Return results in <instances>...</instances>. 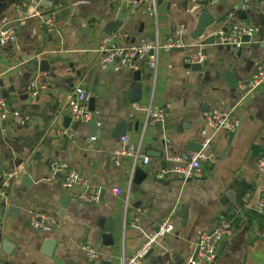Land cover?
Returning <instances> with one entry per match:
<instances>
[{
  "label": "crops",
  "instance_id": "obj_1",
  "mask_svg": "<svg viewBox=\"0 0 264 264\" xmlns=\"http://www.w3.org/2000/svg\"><path fill=\"white\" fill-rule=\"evenodd\" d=\"M31 1L0 0V27L18 21L17 43L0 46V93L8 94L4 101L18 113L0 120V190L5 192L0 203V264H120L165 220L173 231L156 239L140 264H185L200 235L216 227L230 233L212 264H264V213L253 211L264 182L258 166L264 162V87L243 100L237 91L264 61V25L250 13V42L221 46L216 41L219 30L241 25L235 12L250 9L251 0H156V19L150 15L151 0H141L131 15L125 0ZM204 9L215 23L196 37L197 16ZM120 11L125 15L119 30L102 37V28ZM52 13L57 32L49 34L42 20ZM152 35L161 42L171 36L179 40L160 49L155 76L144 55L134 58L132 66L117 61L107 69L101 64L98 50L107 40L116 47H131L151 41ZM211 37L213 43L203 44ZM178 46L183 51L174 49ZM198 53L204 54V65L198 71L186 68L185 59ZM40 61L47 63V71L38 70ZM137 71L140 80L135 82ZM135 85H140L137 100ZM76 86L88 95L93 135L91 120L70 119L63 127ZM148 106L164 110L166 124L144 128ZM212 110L231 111L241 123L230 145L229 133L219 132L212 139L215 155L201 162L198 176L157 179L159 171L170 167L168 156L187 152L188 145L210 135L203 119ZM120 124L128 144L139 146L149 158V165L138 166L145 175L138 185L131 179L130 158L114 156L125 147L121 138L112 137ZM58 127L73 138L57 136ZM53 159L76 170L89 188L104 190L102 201L87 205L74 198L82 188L63 190L61 175L51 170ZM6 172L16 176L6 181ZM24 174L27 181H22ZM114 188L121 195H115ZM29 209L49 215L50 233L28 226ZM106 224L113 231H107ZM98 232L110 234L112 245L108 239L106 244L98 240ZM85 245L95 250L94 261L87 260Z\"/></svg>",
  "mask_w": 264,
  "mask_h": 264
},
{
  "label": "built area",
  "instance_id": "obj_2",
  "mask_svg": "<svg viewBox=\"0 0 264 264\" xmlns=\"http://www.w3.org/2000/svg\"><path fill=\"white\" fill-rule=\"evenodd\" d=\"M219 0H201L203 3H216ZM141 0H125L126 10L131 15L133 10L140 4ZM33 4H37L35 1H31ZM247 6L243 5L242 9ZM150 15L156 19V0H151L149 3ZM42 25L45 27L46 32L54 34L57 32L56 28V16L52 13L43 17ZM254 30L249 26H233L228 30H219L216 34V41L221 46H234L240 42V37L243 35L252 36ZM17 32L14 27L3 29L0 27V46H14L17 43ZM169 44H162L158 37H155L151 41L144 42L139 45L131 47H116L110 40L100 46L98 52L100 55V61L103 65H108L111 62H124L129 66H132V61L139 55H144L147 59V68L152 72V75H156L158 56L160 49L168 47ZM171 46V45H169ZM205 60V56L202 53L191 55L185 59L186 64L198 63L201 64ZM264 87V61L261 62L255 69L252 76L237 86L238 95L241 100L249 95H252ZM88 95L81 86L74 87L66 104V110L68 117L71 120L77 122L86 123L92 119V114L88 109ZM144 128L155 127L164 125L168 121V116L162 109H153L148 106L144 110ZM17 117V112L9 110L7 103L4 101L0 93V120L4 121L8 116ZM204 125L209 129L210 135L202 140L200 143V151L196 153L184 152L179 155L168 156L167 161L170 162V167L162 169L157 173V179H164L168 176H177L183 181L190 180L200 174L201 162L210 160L214 157V151L212 149V139L214 135L219 132L230 133L235 131L237 127V120L233 116L231 111L225 110H212L204 114ZM55 134L59 137H66L72 139L71 132L67 129L56 128ZM123 149L114 153L115 157L126 156L131 160V179L134 169L139 165H149V158L140 152L139 146H132L128 144L126 138H121ZM166 161V160H165ZM118 165V161L115 160ZM51 170L54 174L61 175V188L63 190H71L74 187H80L82 190L75 194L76 201L81 203H94L98 201L99 190L97 188H89L86 181L77 173L76 170L69 167L66 162L59 159H53L50 162ZM261 174L264 178V162L258 163ZM16 176L14 172H6L4 178L6 181L12 180ZM130 179V184H131ZM115 195H121L119 188L113 189ZM5 192L0 190V203L3 201ZM128 196L125 198V207L127 206ZM3 203V202H2ZM253 211L260 214L264 213V182H262L258 188V197L254 204ZM1 212V207H0ZM26 219L28 226L39 233H50L52 231V222L49 215L38 210L29 209L26 212ZM173 231L172 224L165 220L162 221L157 232L146 240L134 251L129 257H123L120 264H140L143 257L151 249L155 240L158 238H164L167 234ZM230 233L227 228L216 227L210 231L203 232L196 244L198 252L195 257H190L185 264H212L216 258L217 248L224 238ZM86 258L89 262L94 261L96 258L95 250L85 245L82 247Z\"/></svg>",
  "mask_w": 264,
  "mask_h": 264
},
{
  "label": "water",
  "instance_id": "obj_3",
  "mask_svg": "<svg viewBox=\"0 0 264 264\" xmlns=\"http://www.w3.org/2000/svg\"><path fill=\"white\" fill-rule=\"evenodd\" d=\"M203 4H206V3H203ZM250 13H253L255 15L254 16L255 20L259 22L260 26H263L264 25V0H251L250 9H248L246 11L237 10L235 12V15H237L242 20L241 25L248 27L249 26V22H248V20H246V16H247V14H250ZM124 15H125V12H123V11H120L119 13H117V16L115 17V20L112 21V22L107 23L102 28V30H101L102 31L101 32L102 37L106 38L108 36H113L119 30V28H120V26L122 24V21L124 19ZM214 23H215V19L209 14L208 10L207 9L202 10L197 16V24H196V28H195V31H194L196 37H200L205 31L209 30ZM16 26H18V21L14 20V21L9 22L5 26H3V29L9 28V27H16ZM257 34H258V36H261V34L259 32ZM171 37L163 39L162 42L163 43L164 42L168 43L171 46H173L175 44L178 45L179 44V40L178 39H174L173 40ZM153 39H154V36L152 35L149 40H153ZM210 39H211L210 41L205 42L203 44L213 43L214 38L211 37ZM251 39H252L251 36L243 35V36L240 37V42L247 43V42H250ZM174 49L175 50L177 49V51H183V48H181L179 46L177 48H174ZM116 62L117 61L111 62L110 64H108L107 65V69H109L113 65H115ZM46 64L47 63L45 61L38 62V70L40 72L47 71V68H44ZM34 65H35V61H34ZM185 65H186V68H189L192 71H198V70H200L201 66L204 65V62H202L201 64L192 63V64H185ZM105 71H107V70H105ZM227 78H229V76ZM139 80H140L139 72L137 71V72L133 73V81L138 82ZM231 88H236V86L234 85ZM133 91H134V93H136V95H138L136 97L134 96V100H137V98H139L140 85H135L133 87ZM7 96H8V94H3L2 95L3 98H6ZM22 97H26V96L24 95ZM30 100L32 101V98H30ZM89 103H91V101H89ZM69 123H70V118L69 117H64V119H63V127L67 128ZM88 124H89L90 128L92 129L90 133H91V135H93L95 133V132H93V130H95V127H96L95 126V122L93 120H91L90 122H88ZM240 124L241 123L239 122L235 130L239 129ZM233 135H234V132H230L229 133L227 146L230 145V141L232 140ZM124 136H125V131H124V128H123L122 124H120V127H117V129L113 133L112 137H114V138H123ZM188 146H189L187 148V152L188 153H196V152L200 151V144H196L195 146H191V145H188ZM144 176H145L144 173L141 172L139 170V168L134 169L133 174H132L133 183L138 185L139 184V180L142 179ZM27 180H28V176L26 174H24L22 176V181H27ZM103 194H104V190L99 192L98 202L102 201ZM87 205H93V203H87ZM10 210H15V208L9 207L8 211H10ZM107 223H109V220H107ZM105 229L107 231H113V227L112 226H108V224L105 225ZM97 238H98V240H102L103 243H105V244H106L105 240L108 239V242H109L108 245H112V240H111V235L110 234L106 235V234H101L100 232H98ZM0 242H2L1 238H0ZM3 243H5V242H3ZM46 244H47V246H53L54 242H47ZM152 250H153V248H151L147 252V254L143 257V259L147 258L149 256V254L152 252ZM197 252H198V248L196 247L195 251H194V254H193V257L196 256Z\"/></svg>",
  "mask_w": 264,
  "mask_h": 264
}]
</instances>
